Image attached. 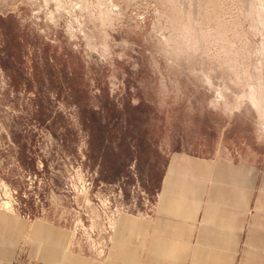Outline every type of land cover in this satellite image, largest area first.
I'll return each mask as SVG.
<instances>
[{
	"label": "rangeland",
	"instance_id": "1",
	"mask_svg": "<svg viewBox=\"0 0 264 264\" xmlns=\"http://www.w3.org/2000/svg\"><path fill=\"white\" fill-rule=\"evenodd\" d=\"M173 152L263 170L264 0H0V212L104 261Z\"/></svg>",
	"mask_w": 264,
	"mask_h": 264
},
{
	"label": "crops",
	"instance_id": "2",
	"mask_svg": "<svg viewBox=\"0 0 264 264\" xmlns=\"http://www.w3.org/2000/svg\"><path fill=\"white\" fill-rule=\"evenodd\" d=\"M68 237L0 212V264H264V168L173 152L151 214L121 215L104 261L67 252Z\"/></svg>",
	"mask_w": 264,
	"mask_h": 264
},
{
	"label": "bare ground",
	"instance_id": "3",
	"mask_svg": "<svg viewBox=\"0 0 264 264\" xmlns=\"http://www.w3.org/2000/svg\"><path fill=\"white\" fill-rule=\"evenodd\" d=\"M2 202V204H3V206H5L6 208H10L11 207V203L8 201V200H6V201H1ZM70 248V247H69ZM66 250V249H65Z\"/></svg>",
	"mask_w": 264,
	"mask_h": 264
}]
</instances>
